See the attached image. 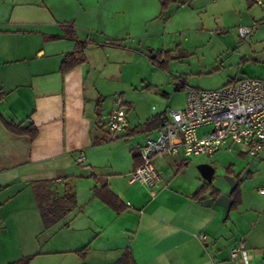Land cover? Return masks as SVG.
<instances>
[{
    "label": "crops",
    "instance_id": "crops-1",
    "mask_svg": "<svg viewBox=\"0 0 264 264\" xmlns=\"http://www.w3.org/2000/svg\"><path fill=\"white\" fill-rule=\"evenodd\" d=\"M187 1L162 7V0H0V264L27 256L28 264H114L126 251L136 264H264V241H247L246 230L233 231L228 222L232 210L264 213L258 192L264 185L257 187L259 203L247 201L241 182L239 203L232 199L224 215L219 195L202 188L201 177L169 178L172 165L179 170L191 160L180 154L153 160L161 177L154 187L129 181L163 113L184 106L187 88H199L170 64L193 54L175 42L190 25L186 11L176 14ZM78 42L86 44L85 60L62 72ZM156 54L166 59L163 66L151 59ZM156 70L164 83L153 80ZM136 91L164 102L141 119L131 117ZM119 107L128 128L112 135L108 115ZM4 121L32 123L37 134L13 133ZM38 181H51L59 195L67 188L76 195V206L47 228L32 186ZM102 187L115 195L117 208L95 194ZM234 247L248 251L247 263L231 256Z\"/></svg>",
    "mask_w": 264,
    "mask_h": 264
},
{
    "label": "rangeland",
    "instance_id": "rangeland-1",
    "mask_svg": "<svg viewBox=\"0 0 264 264\" xmlns=\"http://www.w3.org/2000/svg\"><path fill=\"white\" fill-rule=\"evenodd\" d=\"M179 5H183V8L176 14L180 15L179 13L186 11L185 13L191 16L190 27L186 25L180 29V41L175 39L174 41L180 42L182 48L189 54H193L184 59L183 63L173 60L170 64L173 70L186 73L190 85L212 89L226 84L235 76L264 79V21L260 20L264 14L255 2L252 1V5L248 6L246 0H188ZM239 25H247L250 29L249 34L244 38L238 34ZM241 56H245L247 61L242 63ZM156 71V74L152 76L153 80L164 83L165 78L162 74L164 72ZM131 97L135 98L137 104L129 111V115L140 119L144 114L152 111L153 104L159 109L164 102L162 97L157 98L150 91H136ZM180 97H182L181 94L177 96V98ZM209 129L210 126H204L200 128V132ZM228 144L230 142L226 145ZM200 160L214 167L211 183L221 193L228 191V176L237 179L243 174L242 189L247 201L250 198L256 201L262 197L257 192V187L264 185V157L253 159L254 165L249 168V176L245 173V169L252 158L239 145L232 146L231 152L222 148L211 156L206 154L193 156L189 163L179 170L172 165L173 169L169 173V178L179 172L180 181L192 179L195 175L201 177L196 167ZM228 222L229 225L234 226L233 231H236L239 226L244 228L246 230L244 237L247 241L257 243L264 241V213L254 214L242 209L232 210L229 212ZM254 222L256 224L253 229L254 236L250 238Z\"/></svg>",
    "mask_w": 264,
    "mask_h": 264
},
{
    "label": "built area",
    "instance_id": "built-area-1",
    "mask_svg": "<svg viewBox=\"0 0 264 264\" xmlns=\"http://www.w3.org/2000/svg\"><path fill=\"white\" fill-rule=\"evenodd\" d=\"M264 13V0H253ZM238 34L246 37L250 29L239 25ZM210 126L207 131L200 128ZM108 131L118 135L128 128L126 110H112L107 120ZM228 142L230 144L226 145ZM239 145L252 158L264 155V79L243 76L212 89L192 88L186 90L182 108L167 109L160 120L155 137L146 138L140 148V163L130 174V182L154 187L161 181L153 160L165 155H182L184 159L219 149L232 151ZM77 163L85 161L83 154ZM258 192L264 194V187ZM233 258L240 257L247 263L248 251L234 247Z\"/></svg>",
    "mask_w": 264,
    "mask_h": 264
},
{
    "label": "trees",
    "instance_id": "trees-1",
    "mask_svg": "<svg viewBox=\"0 0 264 264\" xmlns=\"http://www.w3.org/2000/svg\"><path fill=\"white\" fill-rule=\"evenodd\" d=\"M169 0H162L161 5L164 7ZM72 34H74L72 32ZM86 44L83 42H78L74 51L68 53L60 66L62 72H66L75 65L81 63L85 60L84 48ZM161 54V53H159ZM151 59L161 66L164 65L166 59L161 60L159 55H152ZM4 124L8 130L16 134H26L31 139L37 134V128L34 124L29 123L26 126H21L20 124L10 123L4 121ZM138 160L135 162V167L140 163V157L137 156ZM231 169L229 168V172ZM237 185L233 190L231 196L233 199V205L238 204L240 201V191L239 186L241 184L242 178L237 177ZM34 194L37 200V206L40 211V216L44 227H49L56 223L58 220L64 218L75 206H76V195L75 192L66 189L62 195L57 194L55 188H53V183L51 181H38L32 183ZM212 188V194L215 196L220 195L219 189L211 185V182H206L202 188ZM95 194L103 199L108 205L117 208V199L115 195L106 187L100 189H95ZM31 256L23 257L16 261L10 262L8 264H28ZM114 264H136L130 252L126 251Z\"/></svg>",
    "mask_w": 264,
    "mask_h": 264
},
{
    "label": "water",
    "instance_id": "water-1",
    "mask_svg": "<svg viewBox=\"0 0 264 264\" xmlns=\"http://www.w3.org/2000/svg\"><path fill=\"white\" fill-rule=\"evenodd\" d=\"M197 170L200 173L202 179L205 182H210L212 177H213V173H214V167L210 164V163H199L197 166ZM243 176V174L241 175V177ZM228 183H229V188L228 191L226 193H221L217 198H216V202L221 204L224 209H225V214L228 213L230 205L232 203V198H231V194L233 192V190L235 189L236 185H237V180L235 177L233 176H228L227 177ZM212 198H207L203 201L204 203H208L211 201Z\"/></svg>",
    "mask_w": 264,
    "mask_h": 264
}]
</instances>
